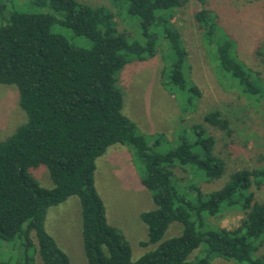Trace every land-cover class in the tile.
Returning <instances> with one entry per match:
<instances>
[{"label":"trees","instance_id":"obj_1","mask_svg":"<svg viewBox=\"0 0 264 264\" xmlns=\"http://www.w3.org/2000/svg\"><path fill=\"white\" fill-rule=\"evenodd\" d=\"M26 1L33 6L49 5L54 13L28 11L12 0H0V83L17 86L20 106L28 118L12 136L0 141V241L24 239L27 246L36 242V253L44 264H71L47 232L45 220L50 207L77 196L88 264H211L217 256L264 264V256L252 257V251L263 245L264 202L255 199L252 188L264 186V168L239 170L223 188L207 194L194 184L191 189L197 203L191 204L176 186L174 169L191 166L207 181L219 179L225 162L214 153L215 137L203 124H196L192 127L194 141L182 138L173 150L156 153L154 148L164 136H157L150 146L123 113L116 75L132 59L155 56L159 35L167 41L172 57L162 72L165 86L172 93L184 94L186 106L201 97L200 88L186 73L187 51L171 22L174 12L191 0H117L127 4L129 15L140 19L144 45L118 31L114 13L105 6L78 0ZM196 20L219 72L235 81L242 94L264 93L258 73L236 58L235 41L219 38L222 31L215 16L203 8ZM56 23L74 36L88 38L92 47H77L54 33ZM204 122L231 133L228 120L218 110L205 114ZM116 144L134 151L143 169L142 184L152 193L155 205L140 214L148 228L141 246L155 248L137 260L132 259L123 234L108 222L95 187L96 160ZM41 165L48 168L54 184L51 189L42 187L29 171ZM234 209L244 215L237 227L200 229L205 214L218 216ZM175 222L182 226L181 233L163 240ZM202 244L207 247L205 255L188 261ZM13 264L34 261L26 257Z\"/></svg>","mask_w":264,"mask_h":264},{"label":"rangeland","instance_id":"obj_2","mask_svg":"<svg viewBox=\"0 0 264 264\" xmlns=\"http://www.w3.org/2000/svg\"><path fill=\"white\" fill-rule=\"evenodd\" d=\"M23 1L19 0L22 3L19 4L18 0H12L24 10L54 13L49 5L33 6ZM78 1L105 6L114 13L118 31L131 42L145 44L140 19L128 14L126 3L117 0ZM203 8L215 16L222 31L218 34L219 38L229 37L235 41L233 52L236 58L258 73L264 84V0H205L204 5L191 0L174 12L171 22L179 30L187 51L186 73L201 90V97L194 100V105H184V94L172 93L164 84L162 72L172 57L169 45L161 35L155 56L142 61L132 59L116 75V85L124 99L123 113L136 125L137 133L145 137L150 146H153L157 136H164V140L154 148L156 153L166 154L173 150L182 138L194 141L196 134L192 127L196 124H203L215 137L214 153L225 162L224 173L219 179L207 181L191 166L178 165L174 169L176 186L191 204L197 203L195 192L191 189L194 184L207 194L223 188L239 170L264 168V93L257 96L242 94L235 81L219 72L212 53L205 45L204 31L196 20V13ZM52 31L66 37L77 47H92L88 38L74 36L69 28L60 23L54 24ZM19 101L17 86L0 83V141L7 140L28 120ZM214 110L228 120L229 135L204 122L205 114ZM29 171L42 187H54L46 166L30 168ZM142 171L141 163L127 145H113L96 160L95 187L104 202L108 222L129 242L133 260L155 248L154 245L141 246V242L147 239L148 228L140 214L155 207L152 193L142 184ZM252 191L258 202H264V186L261 189L254 186ZM227 211L218 216L205 214L204 225L200 229L205 232L218 227L235 228L241 222L237 216L239 211ZM45 228L67 253L71 264H88L83 249L81 204L77 196L50 207ZM181 231L179 223H172L163 240L177 236ZM262 239L263 245L252 251L253 258L264 256V235ZM24 242V239L0 241V264L6 261L13 264L26 257L32 258L34 264H44L36 253V242L28 246ZM206 249V245L202 244L188 261L201 258ZM211 264L243 263L217 256Z\"/></svg>","mask_w":264,"mask_h":264},{"label":"crops","instance_id":"obj_3","mask_svg":"<svg viewBox=\"0 0 264 264\" xmlns=\"http://www.w3.org/2000/svg\"><path fill=\"white\" fill-rule=\"evenodd\" d=\"M237 213H238V215H237V216H238L240 219H242V217H243L244 215H243V214H242L240 211H239V212H237ZM241 214H242V215H241ZM237 226H238V225H237ZM237 226H236V227H237Z\"/></svg>","mask_w":264,"mask_h":264}]
</instances>
